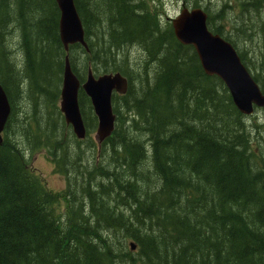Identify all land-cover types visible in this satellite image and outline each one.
Masks as SVG:
<instances>
[{
	"label": "trees",
	"instance_id": "1",
	"mask_svg": "<svg viewBox=\"0 0 264 264\" xmlns=\"http://www.w3.org/2000/svg\"><path fill=\"white\" fill-rule=\"evenodd\" d=\"M155 1L74 0L87 49L69 47L73 72L81 83L88 68L127 80L111 97L113 131L88 163L58 107L65 51L55 0H0V85L11 109L0 142V264H264V134L252 139ZM233 1L230 31L217 24L227 4L213 13L209 1L207 26L264 86V0ZM17 32L22 68L5 46ZM133 47L143 54L137 81ZM78 103L87 137L96 118L81 90ZM38 149L66 177V216L28 165ZM146 160L151 169L140 170Z\"/></svg>",
	"mask_w": 264,
	"mask_h": 264
},
{
	"label": "water",
	"instance_id": "2",
	"mask_svg": "<svg viewBox=\"0 0 264 264\" xmlns=\"http://www.w3.org/2000/svg\"><path fill=\"white\" fill-rule=\"evenodd\" d=\"M59 12L58 35L65 52L74 44L86 48L84 28L74 0H55ZM207 14L198 7H183L178 15L170 18L176 40L195 51L204 74L217 77L227 89L233 105L243 116H250L257 109H264V86H260L242 64L233 46L207 27ZM79 90L89 99L96 117L95 138L98 142L109 137L114 126L112 92L123 94L126 80L118 73L95 77L87 71L86 80L80 83L72 71L68 56H64L60 87L59 111L65 124L78 140L84 139L86 130L78 103ZM10 104L0 85V141L10 115ZM133 249V245H131Z\"/></svg>",
	"mask_w": 264,
	"mask_h": 264
},
{
	"label": "rangeland",
	"instance_id": "3",
	"mask_svg": "<svg viewBox=\"0 0 264 264\" xmlns=\"http://www.w3.org/2000/svg\"><path fill=\"white\" fill-rule=\"evenodd\" d=\"M209 1L213 3L209 7L210 8L209 12H213V13L219 12L222 4H227L231 6V8L226 9V12L223 13L224 17H222L220 20L217 21V24L221 25L224 31L226 32L230 31L232 26L231 18L235 17L236 13L239 11V4L233 0H197L199 5L203 9L209 6L210 4ZM193 2L194 0H157L155 1V4H157L156 11L159 15H161L162 19L173 18L179 13L183 4L187 8H194L192 5ZM159 3L161 4V6L159 5ZM149 5L152 6L153 2H149ZM18 37H19V33L17 32L15 33L14 36H12L10 40H8L9 43L5 42V46L7 49L9 48V50L12 51V60L16 63L17 67L22 68L23 56L18 45V40H19ZM234 42L238 50H240V48L241 49L251 48L249 44H247L246 47H243L241 45L242 42L240 40L238 41L234 40ZM142 58H143L142 52L138 50L136 47L129 49L128 59H127L129 60L131 67V71L129 70V72L130 74L132 73L134 75V79L136 78V81H137L138 72H141L144 66V63H142L143 62ZM249 70L250 73L253 75L254 74L253 69H249ZM95 73L96 75H101L104 72L102 73L100 70V73L99 72H95ZM17 103L18 104L16 106V111L18 113L19 111H24L28 106V103L26 102V97H22V99H18ZM245 123L248 127V130L250 131L251 134L250 136L252 137V139L258 138L259 135L261 136L260 133L264 134L263 133L264 109H256L251 116L245 118ZM95 129L96 126L88 133V136L86 137L87 141L85 142L84 139V142H82L81 144V148L84 150V152H86V155L84 156V160H83L84 162L86 161L89 163L95 161L96 163L101 156L102 144H99L95 138ZM252 147L255 150L259 149V146L256 144V141L252 142ZM263 149H264V143H263ZM28 165L32 171L38 174V177L41 179L43 185L49 191L59 195L60 202L57 207L58 214H60L61 216H66L68 211V206H67V200L63 194V191L67 189L66 177L55 171L53 164L51 163L50 158L48 157V153L45 150L38 149L33 154H31L28 157ZM143 168L148 170L151 169L150 160H146L144 166L142 165L140 167V170H142Z\"/></svg>",
	"mask_w": 264,
	"mask_h": 264
},
{
	"label": "bare ground",
	"instance_id": "4",
	"mask_svg": "<svg viewBox=\"0 0 264 264\" xmlns=\"http://www.w3.org/2000/svg\"><path fill=\"white\" fill-rule=\"evenodd\" d=\"M85 43H86V41H85ZM85 49H87V43H86V48H85ZM246 51H247V50H246ZM194 52H195V51H194ZM70 67H71V66H70ZM71 69H72V68H71ZM88 70L92 71L91 68H88L87 71H88ZM72 71H73V70H72ZM62 72H63V70H62ZM112 73L114 74V73H118V72H112ZM74 74H75V73H74ZM118 74H120V73H118ZM120 75H121V74H120ZM121 76H122V75H121ZM122 77L126 80V78H125L124 76H122ZM85 80H86V78H85ZM85 80H84V81H85ZM84 81H83V82H84ZM83 82H82V83H83ZM80 83H81V82H80ZM126 88H127V80H126ZM113 93H114V92H112V94H113ZM124 93H125V92H124ZM111 97H112V95H111ZM113 115H114V114H113ZM114 117H115V116H114ZM113 128H114V126H113ZM112 131H113V130H112ZM111 133H112V132H111ZM111 133H110V135H111ZM110 135H109V136H110ZM28 137H29V136H28ZM26 146H27V145H26ZM25 155H26V154H25ZM50 157H51V156H50ZM108 163H109V162H108ZM83 198H84V197H83ZM85 201H86V200H85ZM56 209H57V208H56ZM131 245H133V249L131 248ZM129 247H130L131 250H134V249H135V246H134L133 243H129Z\"/></svg>",
	"mask_w": 264,
	"mask_h": 264
},
{
	"label": "flooded vegetation",
	"instance_id": "5",
	"mask_svg": "<svg viewBox=\"0 0 264 264\" xmlns=\"http://www.w3.org/2000/svg\"><path fill=\"white\" fill-rule=\"evenodd\" d=\"M105 73H112V72L109 71V72H105ZM115 94H117V93H115ZM117 95H118V94H117Z\"/></svg>",
	"mask_w": 264,
	"mask_h": 264
}]
</instances>
